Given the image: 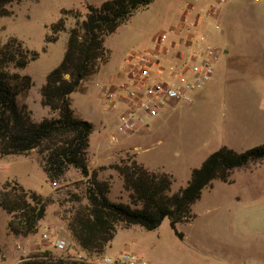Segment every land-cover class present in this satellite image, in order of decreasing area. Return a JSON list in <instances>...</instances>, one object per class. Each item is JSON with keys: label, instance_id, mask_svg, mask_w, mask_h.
<instances>
[{"label": "rangeland", "instance_id": "1", "mask_svg": "<svg viewBox=\"0 0 264 264\" xmlns=\"http://www.w3.org/2000/svg\"><path fill=\"white\" fill-rule=\"evenodd\" d=\"M105 1L21 0L6 7L9 16L0 17L1 41L15 37L37 53V58L19 71L31 79V86L25 96L18 98V103L31 111L34 122L49 116L48 109L41 105L40 89L48 73L62 59L68 29L74 25V19L68 17L66 30L56 42L46 45L44 36L49 25L60 17L61 9L84 12L85 5L99 6ZM204 6L200 0H154L104 39L111 61L124 65L130 54L153 49L163 32L172 41L174 35L170 31L177 28L181 17L186 15V20H191L201 15ZM222 15L219 30H214L213 22L209 21L210 42L218 53L211 79L192 96L190 103L167 105L149 121L148 131L119 136L116 113L104 107L93 88L86 86L84 91L70 95V108L75 117L93 126L88 153L101 140L104 146L110 147V153L116 152L108 168L98 169L110 184V202L130 206L119 176L109 168L132 159V154L124 152L125 149L133 151V146H140L133 151L136 162L170 175L169 193L173 194L183 189L191 171L220 147L244 152L261 145L259 142L264 143L261 141L264 136L254 134L259 115L264 113V2L229 0ZM109 134L117 135L118 141L110 144ZM125 139H129L127 143L123 142ZM87 157L90 166L92 161ZM77 175L70 170L55 182L47 180L34 150L25 156L0 155V186L6 181H15L21 188L41 194L48 203L40 228L52 224L69 242L67 249L60 252L43 245L38 232L30 238V243L38 245L33 250L31 244L8 234V215L0 209V264H17L37 251H51L58 259L72 253L75 247L64 219L78 205L72 202L73 195L80 197L81 204L84 202V180ZM189 216L188 222L175 225L186 242L178 240L169 219H164L154 231L140 226L118 229L106 256L116 258L131 253L145 264H264V162L235 170L230 174L229 183L212 181L191 205ZM16 243L24 246L25 254L15 250ZM181 243L183 255L173 247Z\"/></svg>", "mask_w": 264, "mask_h": 264}, {"label": "trees", "instance_id": "2", "mask_svg": "<svg viewBox=\"0 0 264 264\" xmlns=\"http://www.w3.org/2000/svg\"><path fill=\"white\" fill-rule=\"evenodd\" d=\"M0 0V17L9 16L6 9L13 2ZM154 0H107L99 6L85 5L78 9L60 10V17L49 25L45 44L58 40L66 30L65 20L74 19L68 29L65 51L59 65L48 73L40 89L41 105L49 116L34 122L31 111L18 103L31 86V79L19 73L37 58L15 37L0 40V155L25 156L34 150L40 159L47 180L63 178L75 171L83 179V199L73 195L74 205L65 217L71 244L92 261L106 256L118 229L140 226L146 231L156 230L164 219L177 233V223L190 220L191 205L212 181L230 182V174L249 164L264 162V144L235 152L220 147L193 169L186 186L170 194L171 176L149 171L135 160L110 165L128 193L129 205L108 199L110 184L97 178L90 169L87 150L93 126L75 117L70 108V95L82 91L83 82L94 75L109 59L104 39L125 23L132 15L148 8ZM102 169V167L100 168ZM48 200L32 190L21 188L15 181L0 186V209L7 215L6 230L12 236L30 237L41 232L40 223L46 215ZM17 264H89L58 259L51 251H37Z\"/></svg>", "mask_w": 264, "mask_h": 264}, {"label": "built area", "instance_id": "3", "mask_svg": "<svg viewBox=\"0 0 264 264\" xmlns=\"http://www.w3.org/2000/svg\"><path fill=\"white\" fill-rule=\"evenodd\" d=\"M204 7L201 18L214 20V30H219V19L223 8L229 0H201ZM255 3L264 0H252ZM183 26L172 34H184L173 41L168 40L167 33H161L150 50L130 54L125 60L123 78L117 83H105L100 79L88 77L83 84L93 86L109 111H118L116 132L126 136L139 129L148 131L149 121L157 116L171 102L190 103L192 96L202 89L211 79L213 65L218 60L216 48L201 32V20L188 21L184 18ZM121 108V110H120ZM117 135L109 134L108 142L116 143ZM54 184V183H53ZM43 245L63 252L69 246L59 228L46 224L40 232ZM15 250L21 255L25 248L15 244ZM62 259L90 263L76 248ZM105 264H145L131 253H124L116 258L104 257Z\"/></svg>", "mask_w": 264, "mask_h": 264}, {"label": "crops", "instance_id": "4", "mask_svg": "<svg viewBox=\"0 0 264 264\" xmlns=\"http://www.w3.org/2000/svg\"><path fill=\"white\" fill-rule=\"evenodd\" d=\"M201 1V0H200ZM204 5V1H201ZM186 16V15H185ZM184 15L181 17V20H180V23L179 25L177 26V28H173L171 31H178L177 29L181 26H183V20L184 18L186 19ZM223 18V15L221 16V18L219 19L222 20ZM196 19H199L201 20V32H203L205 34V36L207 37L208 41L210 42V30L209 29V21L210 23L211 22H214V20H209V19H203L201 18V16L196 15L194 18L192 17L191 20H188V21H193V20H196ZM184 34H186V32H184L183 28L181 29V33H175L173 34L174 35V38H173V42H175V40L181 35V37L184 36ZM211 43V42H210ZM214 46V45H213ZM106 48V47H105ZM107 49V48H106ZM108 50V49H107ZM109 52V59L108 61L104 64V65H101L98 69V71L92 75L93 78H96V79H100V81H103V82H107V83H117L119 82L122 78H123V68L125 66L124 65H120L119 62H114V61H111V58H110V51L108 50ZM218 62V60H217ZM215 65V64H214ZM85 83V82H84ZM86 86H90V85H84L82 84V91H84L86 89ZM91 88H93L95 90V93H96V96H98V92L97 90L93 87V86H90ZM81 91V92H82ZM99 97V96H98ZM174 103L171 102L169 103L168 105H173ZM121 110V108H120ZM111 112H114L116 113V116L119 112L118 111H111ZM152 120V119H151ZM150 120V121H151ZM135 132H146L144 130H137ZM255 135H257L258 137H262L264 136V113H261L259 115V119L257 120L256 122V129H255V132H254ZM106 139V137L104 138V140ZM107 140H108V137H107ZM129 139H125L123 140V142L127 143ZM261 141H264V140H261ZM261 144H264L262 142H259ZM105 144H103L102 140L100 142H97L96 143V146L94 148V150H92L90 152V154L88 153V150H87V156H89V159L90 161H92V164H90V169L91 170H94L96 171L97 173V178L100 179V180H104V176L101 175V173L98 171V169H100L102 167V169H105V168H108L106 167L108 163H110V158H114V156L116 155V152H111L110 153V147L109 146H104ZM134 150L135 149H138L140 146H133ZM133 150V151H134ZM124 152H130L132 154V159L136 161V155H134L133 151L131 149H125L123 150ZM89 154V155H88ZM88 158V157H87ZM141 165L143 167L144 164L141 163ZM147 170L149 171H155V169L153 170L152 168H149V167H145ZM69 172V171H68ZM75 172V171H73ZM103 172V171H102ZM77 174V173H76ZM78 176V175H77ZM69 235V234H68ZM116 235V234H115ZM182 235V238L178 240L180 242H186V237L184 236V234H181ZM17 238H21L23 239L24 241L27 242L28 245H32L31 247L33 248V250H36V248H38V245L37 244H32L30 243V237H26V238H22V237H19V236H16ZM115 237V236H114ZM114 239V238H113ZM33 242V241H32ZM182 243L181 245H177V244H173V247H174V250L179 254V255H183L185 253V250L182 248ZM108 257V256H106ZM192 258V260H194V257L190 256ZM102 260H98V261H91L89 264H105L103 262H101Z\"/></svg>", "mask_w": 264, "mask_h": 264}]
</instances>
